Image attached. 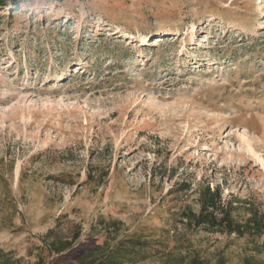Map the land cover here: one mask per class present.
<instances>
[{
	"label": "rangeland",
	"instance_id": "374dc122",
	"mask_svg": "<svg viewBox=\"0 0 264 264\" xmlns=\"http://www.w3.org/2000/svg\"><path fill=\"white\" fill-rule=\"evenodd\" d=\"M17 1L0 6V261L143 236L241 264L264 244L181 216L208 185L264 216V0Z\"/></svg>",
	"mask_w": 264,
	"mask_h": 264
},
{
	"label": "trees",
	"instance_id": "16d2710c",
	"mask_svg": "<svg viewBox=\"0 0 264 264\" xmlns=\"http://www.w3.org/2000/svg\"><path fill=\"white\" fill-rule=\"evenodd\" d=\"M16 6L17 0H0V6ZM200 211L195 213L186 209L182 213V221L186 227L193 229L203 228L204 230L222 234L227 237L233 235L239 238L252 240L260 237L264 232V216L259 213L253 204L245 203L248 217L245 219L233 216V201L223 202L222 192L219 187L211 188L206 186L199 193ZM51 234V233H50ZM50 236V235H49ZM74 241L57 239L51 243L49 253L57 256V261L72 260L76 264H145L153 257H160L162 264H228L224 254H216L206 258L191 248L184 252L181 247L169 249L162 246V249H155L159 242L144 239L143 236L123 239L117 245L111 246L94 245L90 248L80 246L74 248ZM155 251L154 255L148 251ZM264 253V244L260 247L256 244L249 252L245 251L241 264H264L261 254ZM0 261V264H12V259L7 256Z\"/></svg>",
	"mask_w": 264,
	"mask_h": 264
},
{
	"label": "bare ground",
	"instance_id": "6f19581e",
	"mask_svg": "<svg viewBox=\"0 0 264 264\" xmlns=\"http://www.w3.org/2000/svg\"><path fill=\"white\" fill-rule=\"evenodd\" d=\"M128 34H129V36L131 37V39H132V38H135V39H136V38H138V36H139V33H135V32L128 33ZM131 35H134V36H131ZM129 36H128V37H129ZM130 37H129V38H130Z\"/></svg>",
	"mask_w": 264,
	"mask_h": 264
}]
</instances>
